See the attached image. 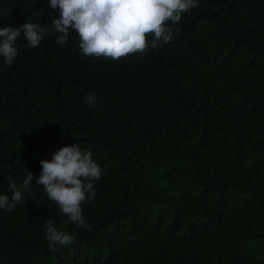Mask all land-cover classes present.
Returning <instances> with one entry per match:
<instances>
[{
  "label": "trees",
  "instance_id": "obj_1",
  "mask_svg": "<svg viewBox=\"0 0 264 264\" xmlns=\"http://www.w3.org/2000/svg\"><path fill=\"white\" fill-rule=\"evenodd\" d=\"M47 2L0 0V29L46 31L0 58V195L34 177L0 209V264H264V0H197L169 43L115 61L58 45ZM73 144L104 170L90 230L35 182ZM48 218L74 243L51 250Z\"/></svg>",
  "mask_w": 264,
  "mask_h": 264
},
{
  "label": "clouds",
  "instance_id": "obj_2",
  "mask_svg": "<svg viewBox=\"0 0 264 264\" xmlns=\"http://www.w3.org/2000/svg\"><path fill=\"white\" fill-rule=\"evenodd\" d=\"M47 7L59 11V18L52 20L59 34L58 45L67 43L70 33H75L80 52L87 57H105L119 60L133 53L143 54L150 46L158 49L172 40L173 25L198 7L197 0H48ZM152 34L149 45L148 36ZM46 35L40 24L25 22L0 29V58L12 66L19 55L17 41L23 37L28 47H38ZM94 95H87L86 102L93 104ZM37 185L49 200L56 203L63 215L78 227L90 230L83 217L82 203L95 197L94 182L103 175V169L92 158V153L78 144L61 147L51 159L40 160ZM22 184L17 186L8 177L11 195H0V209L12 211L24 202V190L30 191L34 177L27 171ZM44 233L48 246L57 251L74 243V236L54 226L51 218L45 221Z\"/></svg>",
  "mask_w": 264,
  "mask_h": 264
}]
</instances>
